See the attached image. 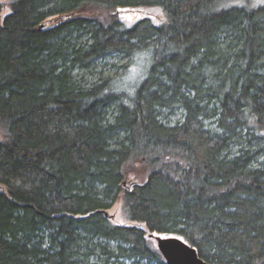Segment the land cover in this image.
Segmentation results:
<instances>
[{"label": "trees", "instance_id": "trees-1", "mask_svg": "<svg viewBox=\"0 0 264 264\" xmlns=\"http://www.w3.org/2000/svg\"><path fill=\"white\" fill-rule=\"evenodd\" d=\"M1 8L0 264H264V0Z\"/></svg>", "mask_w": 264, "mask_h": 264}, {"label": "rangeland", "instance_id": "rangeland-1", "mask_svg": "<svg viewBox=\"0 0 264 264\" xmlns=\"http://www.w3.org/2000/svg\"><path fill=\"white\" fill-rule=\"evenodd\" d=\"M10 2L11 0H0V6L2 7L1 8V23L3 22L4 17L10 13V9H9ZM128 14L130 18L134 19L138 16H147V15L158 16L159 11L155 9H143L141 11H135V12H131ZM126 17L129 18L128 15H126ZM108 62L113 63L116 66L115 68L116 70H118L119 72H123L124 70L120 69V66L122 64H125L127 60L123 57L114 56L113 58L104 61L102 64H107ZM104 69L105 70L107 69V71H109L106 74L115 73V71H113V68H111L110 66H107ZM2 139H3V134H2V130L0 129V141ZM142 179H143V173L134 170L133 172H130V175L127 177L126 181L127 183H129L130 181H134L135 183H137V182H140ZM107 215L112 219L113 223L115 224L130 225V223L123 218L119 203H116L115 205H113V207L107 210Z\"/></svg>", "mask_w": 264, "mask_h": 264}, {"label": "water", "instance_id": "water-1", "mask_svg": "<svg viewBox=\"0 0 264 264\" xmlns=\"http://www.w3.org/2000/svg\"><path fill=\"white\" fill-rule=\"evenodd\" d=\"M101 212L107 216L105 211H99ZM151 238L166 264H211L203 261L193 247L178 237L151 235Z\"/></svg>", "mask_w": 264, "mask_h": 264}]
</instances>
